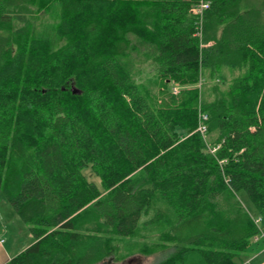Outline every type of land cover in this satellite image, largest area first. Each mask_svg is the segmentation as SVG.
<instances>
[{
    "label": "trees",
    "instance_id": "16d2710c",
    "mask_svg": "<svg viewBox=\"0 0 264 264\" xmlns=\"http://www.w3.org/2000/svg\"><path fill=\"white\" fill-rule=\"evenodd\" d=\"M241 1L0 0V191L33 237L5 264L152 252L116 256L129 238L169 243L163 264L264 250L237 197L264 212V20ZM135 39L164 79L154 98Z\"/></svg>",
    "mask_w": 264,
    "mask_h": 264
},
{
    "label": "rangeland",
    "instance_id": "374dc122",
    "mask_svg": "<svg viewBox=\"0 0 264 264\" xmlns=\"http://www.w3.org/2000/svg\"><path fill=\"white\" fill-rule=\"evenodd\" d=\"M241 13L255 12L259 18L264 20V0H242L238 6ZM137 49L132 53L128 65L131 67V74L134 82L141 85L145 94L148 97L154 98L163 85V77L158 76L153 61L154 52L153 48L145 42L135 39ZM221 79L227 81V73H223ZM178 79L173 78L169 84L168 90L176 88L177 91L188 88L185 84L179 83ZM200 83L196 85L199 88ZM223 83L222 87H226ZM179 133H183L179 131ZM85 175H89V170H86ZM90 180L99 183L97 177L92 176ZM237 197L253 217L259 220L257 228L261 236L264 238V212L259 213L248 199L246 193L241 190L237 192ZM33 242L28 226L21 222L9 203L4 199L0 191V264H5L11 258L24 251ZM145 243L148 250L152 252L136 253L126 257L123 260H115L114 256H110L98 264H163L168 261L173 253V248L169 243H158L155 237L148 239L142 238H129L120 241V248L122 250L116 251V256L123 255L127 251L136 250V244ZM119 248V249H120ZM120 252V253H119ZM244 264H264V250L257 254H251L250 259Z\"/></svg>",
    "mask_w": 264,
    "mask_h": 264
},
{
    "label": "built area",
    "instance_id": "2783aa9c",
    "mask_svg": "<svg viewBox=\"0 0 264 264\" xmlns=\"http://www.w3.org/2000/svg\"><path fill=\"white\" fill-rule=\"evenodd\" d=\"M207 8H208V3L201 2L197 7L192 9V14L197 15V16H201L203 11L206 10ZM176 92H177V89L173 88V93H176ZM202 120L203 121L207 120V117L203 116ZM205 131H206V127L205 126L199 127V132L201 134L205 133ZM214 151H215V148L212 150V152H214ZM258 222H259V220H255L256 224H258Z\"/></svg>",
    "mask_w": 264,
    "mask_h": 264
}]
</instances>
